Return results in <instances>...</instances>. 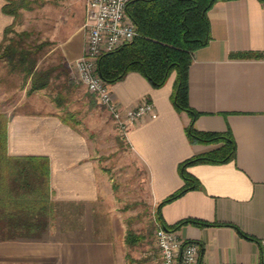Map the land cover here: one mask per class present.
<instances>
[{
    "label": "crops",
    "instance_id": "crops-1",
    "mask_svg": "<svg viewBox=\"0 0 264 264\" xmlns=\"http://www.w3.org/2000/svg\"><path fill=\"white\" fill-rule=\"evenodd\" d=\"M6 2L0 0V43L14 21L3 10ZM209 19L211 38L194 51L189 69V101L200 113L195 127L230 132L236 157L189 166L201 186L165 203L159 212L167 225L188 218L213 223L175 229L181 238L200 244L205 264H264V3L218 1ZM86 39L79 26L60 44L67 63L82 55ZM176 77L174 71L156 88L141 72L130 71L110 84L123 107L144 100L156 105L157 118L141 120L125 132L156 212L184 185L180 163L223 145L190 141L186 127L191 115L178 111L171 99ZM8 112L7 147L0 155L48 158L55 225L37 239L1 240L0 264H129L128 227L107 203L111 185L89 137L66 122L54 102L46 109Z\"/></svg>",
    "mask_w": 264,
    "mask_h": 264
},
{
    "label": "trees",
    "instance_id": "trees-1",
    "mask_svg": "<svg viewBox=\"0 0 264 264\" xmlns=\"http://www.w3.org/2000/svg\"><path fill=\"white\" fill-rule=\"evenodd\" d=\"M223 0H131L127 12L136 24L139 35L121 48L106 53L99 59L98 72L109 84L122 80L130 71L141 72L151 84L162 87L172 72L176 82L171 95L178 111H187L191 121L186 127L193 143H218L223 145L202 155L191 157L179 165L184 185L164 199L158 206L159 223L168 229H178L184 224L200 226L213 223L188 218L167 225L160 216V208L190 189L201 186L188 167L197 163H223L236 157L237 146L230 132L200 131L195 127L199 116L189 101V69L196 49L208 44L211 38L209 10ZM264 3V0H260ZM31 9L32 0H7L5 13L15 17L6 27L0 43V59L5 60L10 72L21 73L31 79L29 92L48 88L57 67H41L40 51L43 44L31 45L24 41L28 32H16L14 24L22 9ZM15 36L11 37L10 33ZM10 115L0 112V151L7 147V127ZM50 162L36 156L3 157L0 155V240L18 237L40 238L48 229L53 210L50 197ZM241 234L247 236L240 229ZM144 235L128 229L126 242L134 246Z\"/></svg>",
    "mask_w": 264,
    "mask_h": 264
},
{
    "label": "rangeland",
    "instance_id": "rangeland-1",
    "mask_svg": "<svg viewBox=\"0 0 264 264\" xmlns=\"http://www.w3.org/2000/svg\"><path fill=\"white\" fill-rule=\"evenodd\" d=\"M21 11L22 15L14 24L15 31L28 32L30 35L24 36L28 44H43L40 66L57 67V70L48 88L29 92L31 79L25 80L21 73L10 72L5 60L0 59V112L9 115V110L15 113L35 106L46 109L54 102L66 122L72 121L89 137L98 164L107 173L111 185L108 205L123 215L128 229L145 237L138 244L128 246L129 264H162L155 243L156 210L148 202L143 173L125 133L117 127L97 96L88 91L61 53L60 44L79 26L87 32L86 0H32V8ZM10 36L14 37V32ZM62 208L60 205L59 209ZM53 213L50 214L51 225H55Z\"/></svg>",
    "mask_w": 264,
    "mask_h": 264
},
{
    "label": "built area",
    "instance_id": "built-area-1",
    "mask_svg": "<svg viewBox=\"0 0 264 264\" xmlns=\"http://www.w3.org/2000/svg\"><path fill=\"white\" fill-rule=\"evenodd\" d=\"M130 1L86 0V44L82 55L70 64L88 91L97 96L124 133L141 120L158 117L156 105L151 100L129 107L120 105L114 99L110 84L98 72L101 56L132 42L139 35L135 22L127 12ZM155 243L162 264H205L200 244L181 238L174 229L158 225ZM262 244L264 246V239Z\"/></svg>",
    "mask_w": 264,
    "mask_h": 264
}]
</instances>
